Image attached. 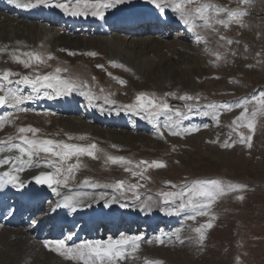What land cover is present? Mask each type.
I'll return each instance as SVG.
<instances>
[{
    "label": "bare ground",
    "instance_id": "obj_1",
    "mask_svg": "<svg viewBox=\"0 0 264 264\" xmlns=\"http://www.w3.org/2000/svg\"><path fill=\"white\" fill-rule=\"evenodd\" d=\"M140 1L142 0H125L123 4L114 5L105 10V17L101 20L90 14L87 16L68 15L61 9L51 6L57 0H48L47 5L38 3V0H16L17 3L22 5L21 7L9 3V0H0V49H3V51H0V74L5 71L21 72L20 75H34L37 71L41 74H56L55 70L60 68L62 71L57 75L62 79H73L77 81L78 85L81 82H86L89 85V88L81 89L77 87L71 94L57 96L51 89L45 88H41L38 93H33L30 86L16 84L12 80L15 75L10 77L13 81L12 84L0 81V84L18 90L21 95L32 97L20 105L19 108L7 104L0 108V121H6L4 126L0 128V141H7L13 134L18 133L20 127L38 129L36 138L39 139L55 140L56 138L50 130L52 127L68 134L79 133L78 126L74 125L76 122H74L73 116V110L78 107L79 102L84 104L83 114L87 124L96 122L99 124L95 127L89 125L93 128L98 139L103 138V141H107L106 137H109L110 143L117 142L116 145L121 147V144L130 140V137L135 139L134 135L136 134L134 132H131L134 135H127L123 130L133 125L136 131L152 136L151 141L161 140L164 131L168 132L165 127L166 120H160L156 117L150 122L144 113L137 115L126 111L125 105L117 100L113 101L114 103H106L105 100L97 97L99 92H95L96 89L99 90L106 82L107 76H110L121 78L124 83L129 84L136 90L147 89L146 91L149 94L152 92L153 94L161 93L165 91L163 84L166 81L168 83V76L183 71L179 69L181 65L187 68L192 66L195 70L196 60L201 58L202 64H205V61L210 65L215 63L217 67L214 69L219 70L224 54H222L220 60H216L215 55L210 54V52L206 55V47L211 51L221 53L220 49L218 51L213 47V45H222V41H211L210 37H212L213 31L197 28L196 32L200 34L203 32L207 43H196L195 34L188 31L187 27L171 10H166L167 14L165 15L153 4V6H144ZM59 2L69 4V7H72L76 0H71V3H69V0H59ZM89 2H95V0H89ZM212 2L214 3V1ZM28 4L32 6H23ZM23 7L24 9H22ZM147 10H151L150 13H147ZM163 19L169 22L168 26L172 34L175 33V36L172 35V40H170L172 36L168 37L167 28L150 25L153 20ZM135 23H137V26H134ZM197 23L200 22L197 21ZM176 25L180 26L177 35ZM28 51L39 54L44 62L37 63L33 61L29 68L14 62L11 53L14 52L20 59L26 60L28 58L23 56L22 53ZM87 53H96V55L91 56ZM199 53L200 57L198 56ZM49 55L53 59L49 60L47 58ZM114 64L116 66H113ZM98 65L102 66L100 67L101 70L96 68ZM65 69L66 71H63ZM189 84L191 83L189 82ZM82 90L90 91L96 98L89 102L85 96L80 94ZM8 113L12 115L8 116ZM37 114H39V117ZM46 115H52L58 120L52 123L49 121L48 123V120L44 119ZM202 115H198L196 112L189 114L188 118L181 123V128L196 129V122L197 125L208 122V118ZM20 120L26 124L19 125ZM114 120L117 121L116 124ZM187 121L188 123L193 122L192 127L189 124L187 125ZM47 125L50 126L47 127ZM25 135L33 138L31 133ZM13 142L19 143L20 140H13ZM162 142L165 147L164 139ZM154 146L158 150L163 147L160 145V141ZM155 149L152 151L155 152ZM98 150L100 154L108 151L102 146ZM170 150L172 151V147ZM13 154L18 155V153H0V159ZM103 157L98 164L97 159L82 155L77 162L79 164L78 169L75 170L73 177L68 180L66 185L53 184L52 188L43 185L39 189H35L38 198H43L44 203L48 205V207L44 208L42 206L40 208L43 209L42 215H36L40 209L30 212L29 221L25 223V220H21V217L11 218L14 209L3 211L0 215V256L2 255L0 263L3 262L1 264H74L73 261L66 260L57 252L43 248L45 240H63L67 245L74 246L84 241L107 240L110 237L118 239L123 234L142 237L139 249L152 246L154 243L151 240H154L156 236H161L165 240L164 242L167 241L166 244L173 245L175 243L176 231L168 228L177 226L176 229L183 231L186 222L184 216L181 213L179 215H166L161 211L163 204L157 196L152 197L149 195L141 197L137 201L135 198H130L133 196H130L128 192L121 196L115 190L104 187L99 182H93L95 177L103 173L108 174V170L105 171L107 166L105 167L104 164L105 161L108 162L107 156ZM23 159L26 160L27 157ZM40 159L41 161L46 159V155L41 153ZM15 168L16 164L13 163L0 166V172L11 171L12 175L19 177L18 186L13 188L15 190L23 187L34 190L31 185L35 182L36 175L55 171L52 168L43 166L30 167L25 165L24 170L19 172L15 171ZM85 180L90 181V183L85 184ZM20 182H23L22 187L19 186ZM56 192L61 195H56ZM66 195L78 198L81 203L75 211L68 207L63 213L54 212L55 202ZM113 197H115L114 201ZM149 197L151 200L148 202L152 204V207L142 211L141 204ZM110 201L111 203H108ZM106 203H108L107 207L105 206ZM122 204L126 206L121 207ZM86 208H88V212L85 217H82L81 213ZM98 209L102 211L101 214L96 215ZM21 214L24 217L26 215L25 212ZM61 215L68 217V222L70 221L72 226H77V222L82 221L77 228L78 234L73 233L67 239H62L63 234L69 233L71 230L67 229L59 232L55 228L54 224L56 221L61 220ZM53 217H56L57 220L53 221ZM85 219L91 222L90 227H86L83 222ZM104 220H109L110 223L103 224ZM92 221L98 222L101 225L100 227L104 229L105 233L102 236L96 234L92 229ZM142 225L144 228L138 234L134 229ZM47 226H50L47 233L41 235L42 230ZM159 226L160 230L156 232L155 230ZM139 231H141L140 228ZM183 235V233L180 235L181 239L179 240L184 239ZM179 240L180 243H176V248L179 244L181 245ZM138 251L130 254L129 258L122 261L121 264H131L132 260L138 258Z\"/></svg>",
    "mask_w": 264,
    "mask_h": 264
},
{
    "label": "rangeland",
    "instance_id": "obj_2",
    "mask_svg": "<svg viewBox=\"0 0 264 264\" xmlns=\"http://www.w3.org/2000/svg\"><path fill=\"white\" fill-rule=\"evenodd\" d=\"M147 1L142 0L140 3L144 6H153ZM212 1L222 7L242 9L248 13L242 18L244 27L233 23L225 30L217 25V28H221L219 30L221 35L234 41L231 45H227L225 41H222V46L213 45L214 49H220L221 54H224L219 67L220 71L214 69L217 67L215 63L210 65L205 61V64H202L201 58H198L195 70L192 66L187 68L181 65L179 69L183 71L168 76V83L166 81L163 84V89L166 92L154 95L170 106L187 112V116L195 112L198 115L206 111L210 113L212 109H209L207 105H217L216 111L219 113L217 120H213L211 115H202L208 118V122H205V125L200 123V127L196 125L197 130L193 131L194 133L184 132L186 134L184 135L183 131L177 129L182 133L181 135H170L165 130L161 136L162 139L155 141H151L152 136L136 131L132 125V127L123 130L127 135H134L131 134L134 132L135 139L130 137L128 142L119 147L116 145L117 142L110 143L109 137L106 139L110 145L107 141H103V138H97L93 128L89 125L95 127L99 124L97 122L87 124L83 114L84 104L79 102L78 109L73 115L74 122H76L74 125L78 126L79 133L68 134L53 127L50 129L51 134L56 138L54 141L79 146L95 144L98 149L102 146L108 150L102 154L98 149L93 150L98 164L104 158L103 156L123 157L132 161L133 164L128 167L141 173L143 178L140 175L133 177L131 171L124 170L125 166L123 165L105 161V167L107 166L105 171L108 170V174L103 173L95 177L93 182L112 185L122 180L126 185H142L135 189L140 198L149 195L157 196L162 203L160 193L179 191L182 186L190 184L192 181L219 180L225 186L229 184L239 186L238 191L227 192L220 197L211 207L208 215L197 216L195 220H189L186 218L188 213H181L186 222L183 231L180 229L178 235L181 239L180 235L184 234L183 242L187 240L185 243L179 244L176 248V243L179 240L177 237L173 245L166 244L167 241L160 244L151 240L154 244L139 249L138 258L132 260L131 264H145L146 261L159 262V264H264V109L258 108L255 102L249 103L247 105L248 113L243 122H238L241 126L237 127L232 122L244 109L233 107L228 110L219 107L222 104L235 105L238 100L245 98L250 100L253 96H259L264 92V0H253L250 5H241L239 0ZM216 35V33H212L211 41H221ZM173 36L170 40L173 39ZM235 41H239V43ZM198 56L200 57V53ZM96 68L101 70L100 67L96 66ZM17 79L19 76L12 78L14 82ZM120 80L121 78L107 76L104 85L95 91L99 92L97 97L102 100L108 97L110 101L117 100L126 106L134 103L138 94H149L147 89L136 90L127 83L121 85L118 82ZM167 93L172 95L166 96ZM2 94L0 93V95ZM182 95L193 96L194 99L183 101L177 98ZM186 104L191 106L190 111L185 107ZM253 110L257 112L255 117L251 115ZM157 118L166 120L165 116ZM44 119L48 120V123L58 120L52 115H46ZM248 121L254 122L252 131L244 126ZM23 123L25 122H18L19 125ZM192 123L187 121V125L189 124L191 127ZM49 126L47 125V127ZM18 136V133L13 134V140H19ZM241 136L245 138L244 143L240 142ZM249 136H251L250 147L247 141ZM79 137H84V139H79ZM159 141L163 147L158 150L154 144ZM225 143L230 146L225 147ZM153 149L155 152L152 151ZM81 156L73 157L72 162L69 161V163H77ZM141 160L149 163L152 161L162 162L166 167L150 168L147 165H142L140 168H135L134 165ZM107 188L114 190L112 187ZM128 193L132 196L131 192ZM237 197H243V199H237ZM208 223H211L212 227L204 228L205 238L202 243H199L198 234L194 229ZM143 228V226H138L134 230L140 234ZM176 228L177 226H170L168 229L176 231ZM159 230L160 226L155 231ZM45 232L43 231L42 235ZM1 258L2 255L0 260Z\"/></svg>",
    "mask_w": 264,
    "mask_h": 264
},
{
    "label": "snow or ice",
    "instance_id": "obj_3",
    "mask_svg": "<svg viewBox=\"0 0 264 264\" xmlns=\"http://www.w3.org/2000/svg\"><path fill=\"white\" fill-rule=\"evenodd\" d=\"M157 9L161 10L163 14H167L166 10H171L177 18L187 27L188 31L195 34L196 43H207L206 37L196 32L197 28H203L205 30H211L216 33L219 40L225 41L227 45L234 43L233 40L227 39L225 36L219 34L218 26L223 27L227 30L231 24H237L244 27L243 17L248 13L242 9H228L226 7L219 6L212 2V0H148ZM241 5H250L253 0H239ZM9 3L15 4L16 7H21L22 5L17 3L16 0H9ZM38 3L47 5L48 0H38ZM71 3V0H69ZM125 0H95V2H89V0H76V3L69 7V4L61 3L57 0L56 3L52 4V7H57L64 11L68 15L72 16H87L91 15L98 19L103 20L105 17V10L113 7L117 4H123ZM83 4V6H81ZM24 7H31L32 5H23ZM199 21L200 23H197ZM239 43V41H235ZM222 46V45H220ZM3 51V49H0ZM206 52L215 55L216 60L222 58V54L219 52L211 51L207 47ZM71 54V53H70ZM14 62L22 64L25 68L31 67L33 61L37 63H43L42 57L32 51L22 53L23 56L28 59H20L11 53ZM87 55L95 56L96 53H87ZM49 60L53 59L51 55L47 57ZM113 66H116L115 64ZM97 67H102L98 65ZM62 69L57 68L55 70L56 74L45 73L41 74L38 71L34 75H20L19 73H14L11 71H5L0 74V81H5L7 84H12L13 81L10 79L12 76H19V79L15 81L16 84L28 85L32 88L33 93H38L41 88L51 89L57 96L64 94H71L77 87L84 89L89 88L86 82H81L79 85L76 80L73 79H62L58 73ZM63 71H66L63 70ZM121 85L124 81H118ZM102 91V90H101ZM0 107L11 105L19 108L24 102L30 100L31 96L21 95L18 90L6 87L4 84H0ZM81 95L85 96L89 102H91L96 97L90 91H81ZM172 95L170 93L165 94ZM183 101H191L194 99L193 96L182 95L177 97ZM106 103H114L110 101L108 97H105ZM260 109H264V92L260 93L259 96H253L250 100L245 98L243 100H238L235 105L222 104L219 105L220 108H227L231 110L233 107L243 108L244 110L240 113L233 124L237 127L241 126L238 122H243L245 115L248 113L247 105L253 103ZM185 107L190 111L191 106L185 105ZM212 111L204 112L203 115H211L213 120H217L219 113L216 111L217 105L209 104L207 105ZM126 111L133 112L137 115L144 113L152 122L154 118L159 116H165L167 123L165 127L167 128L170 135H179L180 131L191 133L197 129L192 128H181V122L187 119V112L181 111L180 108H175L170 106L163 100H159L154 94L140 93L135 97V102L124 106ZM22 110V109H21ZM257 114L256 110H253L251 115L255 117ZM8 113V116H11ZM175 117V119H173ZM6 121H0V128L4 126ZM244 126H246L249 131L254 128V122L248 121ZM179 129L180 131H178ZM38 129L32 127H20L18 133L19 143L13 142V137H9L7 141H0V153H18V155L13 154L7 156L4 159H0V166L7 165L9 163L16 164L15 171H23L24 166H35V167H47L52 168L55 171L53 173H41L35 176V182L37 184H46L49 188L56 185H66L68 180L73 177L74 172L78 169V163H69L73 157H79L80 155H87L95 159L94 151L97 149L95 144H90L88 146H79L74 144H68L62 141H54L51 139H39L36 138ZM235 131V129H234ZM27 133H31L33 138H29ZM239 134V133H238ZM71 138V137H70ZM79 139H84V137H79ZM247 141H251V136L247 137ZM240 142L244 143L245 138L241 136ZM228 147L227 143L224 145ZM46 155V159L41 161L40 154ZM27 157V159H23ZM107 160L112 164H119L125 166V171H131L133 177L138 175L142 177L141 173L132 170L128 165H132L133 162L126 160L123 157H113L108 156ZM18 162V163H17ZM142 165H147L150 168H161L165 167L162 162L152 161H139L134 165L135 168H140ZM19 177L12 175L11 171H6L3 175H0V188H3L6 184L11 183L13 187H17V181ZM85 184H89L90 181L85 180ZM20 187L23 186V182H20ZM95 186V185H94ZM104 187H112L121 196L125 195L127 192H131L135 200L139 201L140 197L135 192L137 187H142V185L131 184L126 185L124 181H117L112 185H103ZM175 187V186H172ZM55 191V189H53ZM239 186L227 185L225 186L222 181L210 180V181H192L190 184L182 186L179 191L169 192L164 191L160 193L163 205L161 211L166 215H179L180 213H188L186 218L189 220H195L197 216H205L209 214L211 207L217 202V200L227 194V192L238 191ZM56 195H61L59 192ZM237 199H243V197H237ZM115 197H113V201ZM151 200L149 197L141 204V210L150 209L152 204L148 201ZM178 201V203H177ZM80 200L73 196H64L63 204L65 207H70L73 211L76 210L77 206L80 204ZM108 203H111L108 202ZM108 203L105 206H108ZM126 205L122 204L121 207ZM215 219V217H212ZM211 228L212 224L198 227L194 231L198 234V242L202 243L204 240V228ZM180 229L176 230L177 239H179L178 233ZM142 237L140 236H126L121 235L118 239L109 238L107 240H94V241H84L78 245L69 246L63 240L48 241L43 242L44 247L49 251H55L57 254L64 257L66 260L73 261L74 264H121L122 261H126L129 255L136 253L140 248V241ZM155 241L158 243H164L161 236H156ZM151 243V241H149ZM183 243V240H181ZM145 264H159V262L146 261Z\"/></svg>",
    "mask_w": 264,
    "mask_h": 264
}]
</instances>
